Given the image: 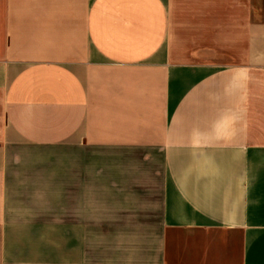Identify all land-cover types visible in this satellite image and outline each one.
I'll list each match as a JSON object with an SVG mask.
<instances>
[{"label":"crops","instance_id":"obj_1","mask_svg":"<svg viewBox=\"0 0 264 264\" xmlns=\"http://www.w3.org/2000/svg\"><path fill=\"white\" fill-rule=\"evenodd\" d=\"M0 264H264V0H0Z\"/></svg>","mask_w":264,"mask_h":264}]
</instances>
